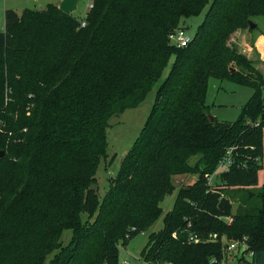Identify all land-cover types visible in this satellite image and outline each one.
Here are the masks:
<instances>
[{
    "label": "trees",
    "instance_id": "obj_1",
    "mask_svg": "<svg viewBox=\"0 0 264 264\" xmlns=\"http://www.w3.org/2000/svg\"><path fill=\"white\" fill-rule=\"evenodd\" d=\"M92 2L81 22L53 3L5 13L0 264H120V245L155 223L175 189L172 177L187 173L201 176L180 188L164 227L149 235L145 264L227 261L224 236L247 238L251 258L239 264H264V58L255 46L264 35L251 26L264 17V0H214L184 47L170 34L207 0ZM238 33L252 35L249 53L231 43ZM173 56L145 128L101 199L93 184L108 155L110 118L139 106ZM211 77L254 88L236 121H210ZM193 156H200L194 165ZM226 160L208 185L205 175ZM240 186L259 190L240 196L234 213L231 189Z\"/></svg>",
    "mask_w": 264,
    "mask_h": 264
},
{
    "label": "rangeland",
    "instance_id": "obj_2",
    "mask_svg": "<svg viewBox=\"0 0 264 264\" xmlns=\"http://www.w3.org/2000/svg\"><path fill=\"white\" fill-rule=\"evenodd\" d=\"M92 1L93 0H80L78 2V8L71 12L74 18L80 20V22L81 20H84L91 10L90 4L93 3ZM60 2L61 0H0V31H4L5 29V13L7 10H13L20 14L25 8L43 9L50 3L59 6ZM213 2L214 0H207L205 7L199 14L181 19L180 26L184 27L187 30V33L193 38L200 25L203 23L206 14ZM252 22L259 25V29L252 32V35H261L260 33L264 35V17L256 16L253 18ZM252 35L249 33L248 37L251 38ZM240 38H243V36H240ZM236 42L237 39L231 41L233 45L237 46ZM173 60L174 56L171 58L169 65L165 68L162 77L154 84L152 90L148 93L146 98L139 106L126 109L123 113L113 115L110 118V126L107 129L108 155L101 159L96 173V183L93 184V187L97 190L101 199L110 190L111 185L114 183L118 174L121 159L130 150L133 143L145 128L151 109L155 102L157 89L168 75ZM259 66L264 71V63L259 64ZM235 68H237V65H235ZM253 94L254 88L251 86L244 85L230 79H218L211 77L209 79L206 96L209 114L221 122L236 121L242 115L243 106ZM262 97L264 99V85L262 86ZM0 124H2L1 119ZM199 159L200 156H193L190 159V163L194 165ZM227 161L228 160L224 161L219 166L218 170L212 175H205L208 185L209 183L213 185L216 183L217 175L222 170L227 168ZM200 176V173H187L177 174L172 177V183L175 189L161 202V207L163 209L162 214L150 228L132 237L126 246H123V244L120 245V264H127V261L129 262L128 264H145L144 258L141 255V251L147 244L149 235L153 232H158L164 227V217L166 213L173 208L180 188L192 185L199 180ZM231 190L233 212L235 213L237 212L240 205L238 201L239 197L243 196L245 193L248 194L249 190L257 191L259 190V187L240 186ZM87 216L88 214H83V217L86 218ZM227 220L231 221V218H228ZM71 235V230L64 231L62 236L64 244L69 242ZM224 240L226 242V237ZM229 253L231 257L225 261V264H233V255L237 254L235 250H231ZM246 258L250 260L251 257L250 255L246 254Z\"/></svg>",
    "mask_w": 264,
    "mask_h": 264
},
{
    "label": "built area",
    "instance_id": "obj_3",
    "mask_svg": "<svg viewBox=\"0 0 264 264\" xmlns=\"http://www.w3.org/2000/svg\"><path fill=\"white\" fill-rule=\"evenodd\" d=\"M90 7H93L92 3L90 4ZM85 25H86V21H83L82 26H85ZM170 38H171V41L173 42V44H175L179 47L188 46L189 43L193 39V37L187 33V30L184 27H177L176 29H174L170 34ZM2 125H3V123L0 124V129H1ZM224 238L225 237H222L221 240H222V243L224 245H226L228 251L235 250L236 252H238L241 244H247V238L246 237H244L242 241H232V242H227V241L225 242ZM190 239L195 240V241L201 240L196 235L191 236ZM217 240H218V235L216 233L212 234L209 238V241H217ZM248 255H250V252H248ZM128 263L129 262L127 261V264ZM166 264H172V263H166ZM211 264H225V260L219 261L217 258L213 257L211 259Z\"/></svg>",
    "mask_w": 264,
    "mask_h": 264
},
{
    "label": "water",
    "instance_id": "obj_4",
    "mask_svg": "<svg viewBox=\"0 0 264 264\" xmlns=\"http://www.w3.org/2000/svg\"><path fill=\"white\" fill-rule=\"evenodd\" d=\"M80 0H61L60 4H59V8L69 14L73 11H75L78 8V2ZM255 24L253 22H251V26L253 27ZM231 71H235V68H232ZM210 121H214L215 117L212 116L211 114H208ZM13 118H15V116H13ZM0 156L3 157L5 156V151L4 150H0ZM123 161V158L121 159V162ZM250 250L249 245L248 244H241L239 251L237 252L236 256L233 258V264H239L240 260L243 258V256Z\"/></svg>",
    "mask_w": 264,
    "mask_h": 264
},
{
    "label": "crops",
    "instance_id": "obj_5",
    "mask_svg": "<svg viewBox=\"0 0 264 264\" xmlns=\"http://www.w3.org/2000/svg\"><path fill=\"white\" fill-rule=\"evenodd\" d=\"M237 36H238V38H236L237 39L236 43L239 44L240 46H242V48H243L242 51L249 53L253 49V46H250L247 38L244 37L243 33H238ZM240 36H243V38H240ZM255 46H257V49L259 50V52L261 54H263L262 57L264 58V37L261 36L260 38H258L257 42L255 43Z\"/></svg>",
    "mask_w": 264,
    "mask_h": 264
}]
</instances>
